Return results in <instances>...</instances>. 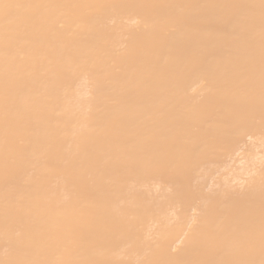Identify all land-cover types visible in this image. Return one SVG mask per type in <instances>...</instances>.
<instances>
[{
    "label": "bare ground",
    "instance_id": "obj_1",
    "mask_svg": "<svg viewBox=\"0 0 264 264\" xmlns=\"http://www.w3.org/2000/svg\"><path fill=\"white\" fill-rule=\"evenodd\" d=\"M0 264H264V0H0Z\"/></svg>",
    "mask_w": 264,
    "mask_h": 264
},
{
    "label": "rangeland",
    "instance_id": "obj_2",
    "mask_svg": "<svg viewBox=\"0 0 264 264\" xmlns=\"http://www.w3.org/2000/svg\"><path fill=\"white\" fill-rule=\"evenodd\" d=\"M238 142H240V141H237V144H238ZM234 144H236V143H234ZM234 144H233V145H234ZM233 167H234V166H233ZM164 180H165V179H164ZM161 181H162V180H161ZM168 183H169V179H168Z\"/></svg>",
    "mask_w": 264,
    "mask_h": 264
}]
</instances>
